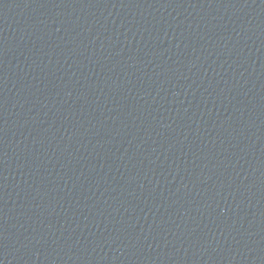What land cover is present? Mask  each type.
I'll use <instances>...</instances> for the list:
<instances>
[{
    "label": "water",
    "instance_id": "water-1",
    "mask_svg": "<svg viewBox=\"0 0 264 264\" xmlns=\"http://www.w3.org/2000/svg\"><path fill=\"white\" fill-rule=\"evenodd\" d=\"M0 264H264V0H0Z\"/></svg>",
    "mask_w": 264,
    "mask_h": 264
}]
</instances>
